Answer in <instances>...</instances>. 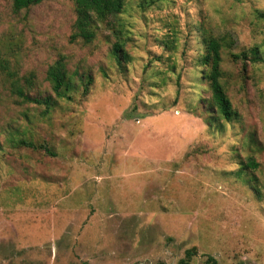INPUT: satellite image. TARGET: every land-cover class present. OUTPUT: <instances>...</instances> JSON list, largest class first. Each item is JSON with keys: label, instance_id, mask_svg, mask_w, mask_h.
I'll use <instances>...</instances> for the list:
<instances>
[{"label": "rangeland", "instance_id": "rangeland-1", "mask_svg": "<svg viewBox=\"0 0 264 264\" xmlns=\"http://www.w3.org/2000/svg\"><path fill=\"white\" fill-rule=\"evenodd\" d=\"M257 13L264 0H125L85 43L71 37L69 0L19 12L0 0V264H177L189 249L190 264H264ZM205 35L232 40L221 52L230 123L200 80ZM252 48L257 63L234 57ZM58 61L71 100L13 94L53 95L46 77Z\"/></svg>", "mask_w": 264, "mask_h": 264}, {"label": "trees", "instance_id": "trees-1", "mask_svg": "<svg viewBox=\"0 0 264 264\" xmlns=\"http://www.w3.org/2000/svg\"><path fill=\"white\" fill-rule=\"evenodd\" d=\"M11 1L13 10L19 12L39 5L45 0ZM69 1L72 2L75 13V21L72 26L71 37L73 39H80L85 43L92 42L96 39L100 25L107 24L111 18L119 15L122 12L125 2V0ZM257 16L264 19V13H257ZM202 40L203 48L201 54L197 57V65L198 67L203 68V70L199 71L201 74L200 80L206 83V88L210 93V110L213 113H216L225 122H233L238 118V115L232 108L231 102L228 99L221 82V52L223 49L231 46L232 40L227 36L214 37L210 35H205ZM112 56L120 67H122L123 62L128 61V56L123 51V42H121V39L119 38L113 45ZM234 57L241 59L244 62L250 60L252 63H257L260 60V52L258 48H252L247 52H243L241 55ZM46 78L51 85L53 95H49L45 98L32 97L19 88L15 89L13 94L20 98L22 102L38 106H49L53 100H71V92L73 89H71L70 78L61 62L58 61L49 68ZM19 146L43 152L50 157L55 156L51 149L44 143L33 144L31 142L20 140ZM248 165L253 169L257 167L253 161H249ZM194 255V249L187 250L184 258L179 260L177 264H190ZM207 262L214 264V261L210 258Z\"/></svg>", "mask_w": 264, "mask_h": 264}]
</instances>
